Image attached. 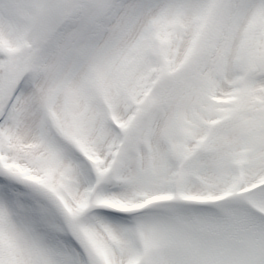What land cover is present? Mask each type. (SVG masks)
<instances>
[{
    "label": "rangeland",
    "instance_id": "374dc122",
    "mask_svg": "<svg viewBox=\"0 0 264 264\" xmlns=\"http://www.w3.org/2000/svg\"><path fill=\"white\" fill-rule=\"evenodd\" d=\"M129 1L0 0V24L14 17L21 25L19 42H13L10 49L0 47V113L12 91L24 79V83H19V94L5 121L0 124V160L3 161H0V187L4 198L8 197L6 190L12 192L15 187L22 190L42 186L46 199L57 193L59 205L57 208L47 206L44 215L45 219L53 217L55 226L39 221L40 225L33 227V231L43 238L45 259L48 258L51 264H264V171L261 164H264V146H240L237 140L233 141V146H220L219 137L228 139L221 129L224 124L217 130L210 127L215 121L223 122V118L245 100L256 98L249 88L264 78V69L260 67L263 64L254 60L256 65L249 69L251 59L249 54L245 57L247 51L244 48L239 53L241 63L235 64L234 73L244 72L245 76L240 84L230 88L215 82L218 79L231 85L229 74L225 76L222 66L226 49L223 47L214 58L200 85L201 91L203 96L209 95V98L223 102L213 106L208 102L215 103L209 100L202 106L224 113L220 117L207 114L201 122L193 124L190 128L193 137L187 141L174 136L170 140L173 133L166 126L170 122V99L176 94L175 83L172 85L175 78L171 75L174 62L170 61L174 59L167 57L163 58L162 67L152 59L150 67L155 72L148 74V68L144 69L137 81L132 82L135 86H127L117 97L114 109L108 112V106L113 105L108 103L109 100L95 105L97 110L107 107L103 112L105 135L101 141L97 139L96 131L87 143L92 125H88L91 122L86 116L84 118L81 110H75V104L72 107L77 113L75 125L64 131L65 126L71 125L69 118L74 113H67L68 103L60 110L59 103L67 101L69 96L72 100L77 99L85 88L82 67L88 56H85L84 46L90 47L91 39L100 35V24L104 20L109 26L108 31L113 29L121 9ZM261 4L260 10L254 6L252 16L256 13L255 17H262L264 0ZM128 7L130 13L134 6ZM218 11V6L214 5L213 15ZM123 17L124 14L120 19ZM86 22L88 30L84 31ZM258 25L259 19H256L251 27ZM134 28L135 25L131 27ZM154 37L155 34L152 40L151 35L143 42L152 51L144 53L141 47L142 60L151 57ZM100 39H92L95 40L93 48ZM204 42V38L194 40L187 47L192 54L190 67L195 70H208L203 60ZM125 43L117 48H122ZM98 50L99 53L94 51L95 57L102 53L100 48ZM74 91L76 94L71 95ZM91 92L95 100L102 97L95 89ZM80 103L83 106L85 101ZM228 118L226 124L231 125L246 120L244 116ZM38 125L42 132L46 130L44 136L61 146L60 154L58 151L54 158L53 177L43 178V168L35 163L37 168L31 167L26 159L19 160V173H10L6 167L15 163L13 159H18L14 153L9 155L8 147L17 140L14 136H21L20 133L25 136L22 146H18L23 152L36 150V147L39 150L41 140L30 139V134L38 131ZM165 130L168 139L163 137ZM214 143L217 145L213 146ZM67 156L74 168H66L60 173L59 167ZM248 161H252L249 165L253 166L249 176L235 179L239 174L236 173L233 178L227 176L223 182L217 175L223 169L232 172L236 162L238 168H243ZM26 166L33 170L29 171ZM75 168L82 180V198L77 204L72 203L69 192L57 190L58 185L63 187L66 181H71L70 175ZM93 171H97V175ZM194 172L196 174L190 175ZM3 179L12 180L4 182ZM33 192L36 195V191ZM46 199L44 197L42 202ZM30 215L34 218L30 213L26 214L25 220ZM107 219L119 221L127 232H119L121 240L128 241L134 251L137 247L131 256L121 254L116 244L106 242L111 238L104 230L98 232L95 229L96 225L104 227L102 221ZM91 226L105 245L100 246L95 238H89L87 227ZM80 228L89 238L86 243L76 233ZM2 231L5 233L0 225V235ZM67 258L72 261L66 262Z\"/></svg>",
    "mask_w": 264,
    "mask_h": 264
},
{
    "label": "bare ground",
    "instance_id": "6f19581e",
    "mask_svg": "<svg viewBox=\"0 0 264 264\" xmlns=\"http://www.w3.org/2000/svg\"><path fill=\"white\" fill-rule=\"evenodd\" d=\"M261 2L262 0H130L121 9L118 15L119 20L113 24L114 28L112 26L113 29H109L110 35L106 27L103 29L102 35L104 36L101 42L95 48L92 46L93 40L90 41V47L84 46L85 56L86 54L88 56L85 57V62L82 67L86 78L85 88L81 92V96H77V99L74 97L72 100L69 96L67 101L61 100L59 103L60 110L64 103H68L70 108L67 107V113L72 114L74 113L72 109L75 104V110H78V112L81 110L84 118L86 116L87 120L91 122L88 123L86 121L88 125H92L87 137V143L94 137L96 131L98 133L97 139L101 141L105 135L103 112L105 110L107 111V107L103 106V108L97 110L95 105L99 103L103 104L101 102L103 100H109L108 103L110 102L113 105L108 106V112L112 108L114 109L116 107L115 100L117 97L125 91L127 86L137 81V78L144 69L148 68V74L155 72L150 67L152 59L154 62H159V67H162V60L164 57H167L169 60L174 59V61L170 60L174 62V67L172 68L170 66V68H172L171 75H174L175 78L172 85L175 83L174 92L176 94L170 99L168 112L170 122L166 123V126L173 133V135H170V140H172L173 136L175 138L177 137L176 139L189 140L191 136L193 137L192 130L190 129L193 127V124H198L197 122L199 121L201 122V119L207 114V116L220 117L224 113L218 110H209L202 106L204 102L209 100L215 103L214 105L208 102L213 106L223 101L216 98L211 99L209 95L203 96L200 86L203 78L210 70L214 58L223 47L226 49L222 61V66L224 67L223 72H225V76L229 74L228 79L231 85L225 83L223 80L220 81L217 79L215 82H219L221 86L230 88L232 85H238L242 82L245 73H234V67H237L235 64L241 63L238 58L243 48L247 51L245 57L248 54L250 55L251 62L248 63V66H250L248 68L250 69L256 65L255 62L258 60L262 62L263 65L260 67L264 69V16L257 18L255 17L257 16L255 13V16L251 17L254 14V12L252 14L253 6L260 10L262 8ZM129 5L134 6L130 13H128ZM214 5H217L219 8L216 15L212 13V7ZM239 10L242 11L238 12ZM123 14L124 17L121 20L120 17ZM256 19H259V25L255 28L251 27ZM248 20L250 23L247 31H245ZM84 25L83 30L87 31L88 23L86 22ZM134 25L135 28L132 30L131 27ZM18 31L19 24H17V21L13 22L8 20L7 23L0 24V47H7L13 43ZM153 34H155V37L152 55L150 58L142 60L140 55L143 54V50L144 53H150L152 51V49L150 50V46L144 45V43L151 35L152 40ZM203 38L205 39L203 45V60L205 65L208 66V70L206 68L195 70L194 67H190L189 62L192 61L190 55L192 54L191 50L189 51L190 53L188 52L187 47L194 40L201 41ZM124 42L126 43L122 44V48H117L119 44L121 47V43ZM141 47L144 49L141 50ZM98 48H100L102 53L95 57L94 51L99 53ZM76 49L77 46L74 47V54L76 53ZM176 63L177 68H175ZM236 75H239V77ZM151 77L154 78L155 75ZM94 89L102 96L98 97V100L92 98L91 90ZM249 89L253 90L252 94H255L256 98L245 100L243 104L234 109L228 116L224 117L223 122L222 120H218L211 124L210 127L214 126L216 130L224 124L221 129L222 132L227 133L228 139L222 140L223 137H219L220 146H233L232 143L234 140L240 141V146H264V117H260L264 115V78L262 77L255 81L254 85ZM75 94L76 91L71 92V95ZM81 100L82 102L85 101L83 106H81ZM253 106L254 108H252ZM232 115L233 117L244 116L246 120L233 125L226 124L229 119L228 117ZM76 116L77 113L71 115L69 118L71 125L65 126L64 131L73 128ZM57 122L59 123V120ZM59 126L62 129L61 125ZM38 127L37 132L34 130L30 134V139L41 140L38 142L41 147L39 150L36 147L37 151L35 149H29L23 152L18 146H22L25 136L22 133H20L21 136H14L17 140L12 141V144L8 147L10 151L9 155L11 157L14 153L18 159H13L15 163L6 167L10 173L15 175L17 172L19 173L17 170L19 168V160L26 159V163H30L31 167L37 168L35 165H39L43 168L41 171L45 173L43 178L46 179L52 176L53 164L55 163L54 158L57 157L56 153H58L61 146L54 140H50V138L44 136L43 134H46V130L43 129L42 132L41 126L38 125ZM167 135V131L165 130L163 137L168 139ZM215 145L217 144L214 143L213 146ZM58 154H60V151ZM161 159L162 155L159 161ZM0 161L3 162L2 160ZM251 163L252 161H248L246 163L247 166L243 165V168H238L239 164L236 162L235 168H232V172H227V169H223L217 175L221 177L223 182L224 180L226 181L227 176L228 179L231 175L233 178L236 173L239 174L236 175L235 179H242L250 175V170L253 167L249 165ZM261 164L264 171V164ZM30 166H26V168L32 171L33 169ZM72 167L74 168V165L67 156L63 159L62 167H59V172H64L66 168L71 170ZM77 170L75 168V172L71 173V181H66L64 183L65 186H57L58 192L65 190L71 194L74 201L72 203L74 204H77L82 198V190L80 189L82 180ZM93 174L97 175V171H93ZM193 174H196V172L190 175ZM4 180L6 181L7 179ZM10 180L12 179H8L7 182ZM5 187L8 188L9 186ZM5 187H3V190L6 189ZM41 187L34 189L26 187L22 190H18L15 187L12 189V192H9V189H7L6 194L8 197L6 198H4L2 187H0V225L5 231V233L2 231L0 235L1 263H5L6 261L7 264H45V261H47V264H51L48 258L45 259L46 247L42 244L43 238L33 231V227H38L40 225L38 223L39 221L45 223V225L48 223L49 226H55L53 224L55 222L53 217L49 216L45 219L44 215L47 206L56 207L59 205V199L56 192L52 198L46 199V196L41 191ZM33 191H36V195H34ZM44 197L47 201L42 202ZM10 200H13V203ZM30 213H32V216L34 214V218L30 215V218L25 220L26 214L28 216ZM73 215L75 216V213ZM102 222L104 227L96 225L95 229L98 232H103L104 230L110 236L111 240H107L106 242L116 244V249L125 256H131L137 251L135 245L136 250L134 251V247L128 241L121 240L122 237H120L119 232L122 234L127 232L124 231L119 221L107 219ZM46 229L47 226L44 227V232ZM87 229L91 240L95 238L100 246L105 245V241L96 235L92 226L87 227ZM88 232L85 233L87 236ZM76 233L79 237L82 236L81 239L85 241L84 243L89 239L82 234L81 228ZM65 260L66 262L72 261L70 258Z\"/></svg>",
    "mask_w": 264,
    "mask_h": 264
}]
</instances>
